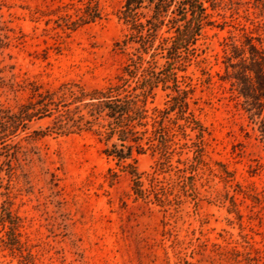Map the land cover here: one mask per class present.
<instances>
[{"label": "rangeland", "instance_id": "rangeland-1", "mask_svg": "<svg viewBox=\"0 0 264 264\" xmlns=\"http://www.w3.org/2000/svg\"><path fill=\"white\" fill-rule=\"evenodd\" d=\"M254 2H205L215 26L174 71L169 85L183 90L185 116L203 133L176 110L162 114L154 133L153 118L176 94L161 82L147 88L148 118L138 127L144 149L126 159L108 152L116 138L108 141L97 122L68 134L33 133L54 126L43 116L16 137L17 161L0 170V264H264L261 118L252 119L222 78L224 40L252 27ZM87 3L0 0L1 103L17 110L35 88L63 84L134 86L153 61L156 73L167 66L159 39L145 49L130 38L123 0H100L101 18L71 28ZM171 34L164 24L160 35ZM81 114L93 118L87 107ZM163 137L164 155L154 147ZM133 166L147 198L134 190Z\"/></svg>", "mask_w": 264, "mask_h": 264}, {"label": "trees", "instance_id": "trees-1", "mask_svg": "<svg viewBox=\"0 0 264 264\" xmlns=\"http://www.w3.org/2000/svg\"><path fill=\"white\" fill-rule=\"evenodd\" d=\"M207 1L216 3V0H123L120 19L129 26L130 38L139 40L145 49H149L159 39L160 49L156 50L165 54L167 66L164 65L156 73V61H153V71L145 73L142 79H136L138 84L134 86L125 79L120 84L91 90L78 84H63L56 89L35 88L32 99L17 110L0 102V170L11 168L17 161L19 151L14 146L16 137L20 133H27L29 124L43 116L53 117L54 126L33 133L45 136L68 134L91 129L93 123L97 122L105 128L108 141L116 138L108 151L110 154L126 159L134 147L141 152L144 149L141 143L143 133L138 127L146 126L144 121L148 118L146 104L150 92L147 88L158 86L161 82L176 94L172 96L173 102L169 108L153 118L154 133L162 126V114L175 110L184 116L194 130L203 133L202 125L192 114L185 116L188 103L183 90L169 84L176 81L174 71L181 66L184 54L196 44L206 27L215 26L216 21L211 19L205 5ZM252 8V14L255 15V18L249 19L252 27L243 25L239 28V37L231 34L224 40L222 78L230 83L237 97L243 99L244 109L252 119L257 123L256 119L261 118L260 128L264 140V0H255ZM101 16L100 0H88L84 13L71 21L69 26L75 28L94 22ZM164 24L169 26V32L172 33L168 37L160 35ZM82 107L90 109L92 119H85L81 114ZM163 139L160 148L154 146L162 155L167 151L169 141L165 137ZM129 172L137 196L145 198L141 173L134 166L129 167Z\"/></svg>", "mask_w": 264, "mask_h": 264}]
</instances>
